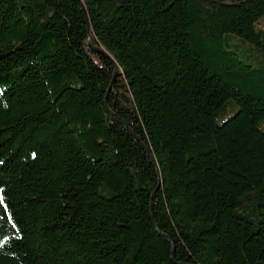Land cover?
Returning a JSON list of instances; mask_svg holds the SVG:
<instances>
[{
	"label": "trees",
	"instance_id": "1",
	"mask_svg": "<svg viewBox=\"0 0 264 264\" xmlns=\"http://www.w3.org/2000/svg\"><path fill=\"white\" fill-rule=\"evenodd\" d=\"M264 0H0V264H264Z\"/></svg>",
	"mask_w": 264,
	"mask_h": 264
},
{
	"label": "rangeland",
	"instance_id": "2",
	"mask_svg": "<svg viewBox=\"0 0 264 264\" xmlns=\"http://www.w3.org/2000/svg\"><path fill=\"white\" fill-rule=\"evenodd\" d=\"M260 26H261L262 28H264V20L262 21V23L260 24Z\"/></svg>",
	"mask_w": 264,
	"mask_h": 264
}]
</instances>
